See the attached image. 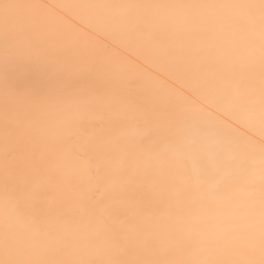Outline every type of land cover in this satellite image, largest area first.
Listing matches in <instances>:
<instances>
[{"label":"bare ground","instance_id":"obj_1","mask_svg":"<svg viewBox=\"0 0 264 264\" xmlns=\"http://www.w3.org/2000/svg\"><path fill=\"white\" fill-rule=\"evenodd\" d=\"M246 2L0 0V259L259 264L258 12L168 7Z\"/></svg>","mask_w":264,"mask_h":264},{"label":"snow or ice","instance_id":"obj_2","mask_svg":"<svg viewBox=\"0 0 264 264\" xmlns=\"http://www.w3.org/2000/svg\"><path fill=\"white\" fill-rule=\"evenodd\" d=\"M37 8L39 5H15L5 3L0 5L2 14H0V26L3 27L6 34V43L11 35V29L14 23L13 18L9 12L13 8ZM168 7L176 8H230L243 9L258 12L259 27L261 34V77L262 85H264V0H259L258 3L254 0H249L246 3H230V4H181L170 5ZM262 94H264V87H262ZM3 151L6 161L5 178L8 176L7 161L13 158L15 148L10 140V133L6 132L3 143ZM0 248L3 249L6 256H9L14 250L18 248V242L13 235L6 232L0 237ZM260 251L262 259L259 264H264V192H262V211L260 223ZM0 264H256L254 261H228V262H212V261H175V260H125V259H110L103 261H65V260H34L23 258H7L0 259Z\"/></svg>","mask_w":264,"mask_h":264}]
</instances>
